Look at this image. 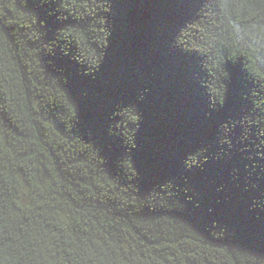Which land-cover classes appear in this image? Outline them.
I'll return each mask as SVG.
<instances>
[{"label":"trees","instance_id":"trees-1","mask_svg":"<svg viewBox=\"0 0 264 264\" xmlns=\"http://www.w3.org/2000/svg\"><path fill=\"white\" fill-rule=\"evenodd\" d=\"M0 264H264V0H0Z\"/></svg>","mask_w":264,"mask_h":264}]
</instances>
